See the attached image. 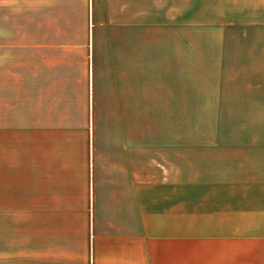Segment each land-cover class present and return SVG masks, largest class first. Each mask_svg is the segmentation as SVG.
<instances>
[{
    "label": "crops",
    "instance_id": "1",
    "mask_svg": "<svg viewBox=\"0 0 264 264\" xmlns=\"http://www.w3.org/2000/svg\"><path fill=\"white\" fill-rule=\"evenodd\" d=\"M0 264H264V0H0Z\"/></svg>",
    "mask_w": 264,
    "mask_h": 264
}]
</instances>
